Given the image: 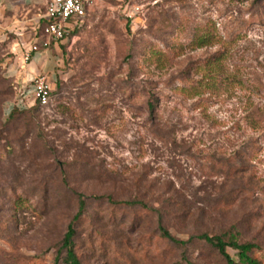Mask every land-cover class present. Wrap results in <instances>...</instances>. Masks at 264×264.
Here are the masks:
<instances>
[{
  "label": "rangeland",
  "instance_id": "374dc122",
  "mask_svg": "<svg viewBox=\"0 0 264 264\" xmlns=\"http://www.w3.org/2000/svg\"><path fill=\"white\" fill-rule=\"evenodd\" d=\"M9 52L0 42V264H65L81 197L83 264H228L205 232L258 243L264 264V0H91L59 42L49 104L12 116Z\"/></svg>",
  "mask_w": 264,
  "mask_h": 264
},
{
  "label": "crops",
  "instance_id": "0c3cea01",
  "mask_svg": "<svg viewBox=\"0 0 264 264\" xmlns=\"http://www.w3.org/2000/svg\"><path fill=\"white\" fill-rule=\"evenodd\" d=\"M48 0H0V42L9 46L6 60L7 75L13 81L15 96L21 86H29L34 76L45 74L51 79L57 62L59 42L40 46L28 61L25 51L43 38L44 14Z\"/></svg>",
  "mask_w": 264,
  "mask_h": 264
},
{
  "label": "built area",
  "instance_id": "2783aa9c",
  "mask_svg": "<svg viewBox=\"0 0 264 264\" xmlns=\"http://www.w3.org/2000/svg\"><path fill=\"white\" fill-rule=\"evenodd\" d=\"M90 5L91 0H48L44 14L47 23L43 26V39L31 44L25 51V60L28 61L32 52L38 51L40 46L48 47L52 40L64 41L74 30L81 28ZM52 91L49 76H34L29 86L17 89V96L8 102L6 112L9 114L13 108L29 109L38 104L46 106L51 100Z\"/></svg>",
  "mask_w": 264,
  "mask_h": 264
},
{
  "label": "trees",
  "instance_id": "16d2710c",
  "mask_svg": "<svg viewBox=\"0 0 264 264\" xmlns=\"http://www.w3.org/2000/svg\"><path fill=\"white\" fill-rule=\"evenodd\" d=\"M46 23H47V21L45 20L43 25H45ZM78 29H80V28H78ZM76 30H74L70 34V36H72ZM213 38H214V33L208 31L206 34L197 36L195 38V43L199 47L204 46V45L212 43ZM209 68H211V69H209ZM212 68L213 67H208V69H209L207 71L208 80H207V82H204V84H203V85H206L207 88H210V89H214V87L216 85V75L218 74L217 71L213 70ZM201 87L197 86L195 88H192L193 94H195V95L200 94L201 93V90H200ZM14 90H15V87H14ZM51 98H52V93H51ZM12 99L13 98L9 99L6 102L5 106H7L8 102L11 101ZM36 106L40 107L41 105L38 104ZM23 110H26V109L13 108L10 111L9 116H12L15 113H17L19 111H23ZM102 197H104V196H102ZM108 198L110 201H113L110 196H108ZM117 203H119V202H117ZM124 203L131 204V205L144 204L143 202H141L139 200L124 201ZM85 209H86V200L81 197L79 200L78 211L67 227V231L63 237V241H62V245H61V249H60V252H64L63 262L65 264H83L82 260L80 259L79 255L77 253V249H76V247H77V241H76L77 226H76V224L81 219V217L84 215ZM160 231H161L162 236L174 241L175 243L182 244V245L187 244L189 241H191L195 237V236H192L189 240L178 239L177 237H175L171 233V231L168 228H166L163 225L160 226ZM196 237H198L200 239H204L208 243H210L214 247H216L218 249V251L220 252V254L225 258V260L227 261L228 264H263V262L259 258H256L253 255V252L256 249L260 248V245L256 242H252V241L242 242V241H240L239 236L235 233L211 235V234L205 232V233L197 235ZM229 247H232L238 251V257H239L238 261H236L228 252Z\"/></svg>",
  "mask_w": 264,
  "mask_h": 264
}]
</instances>
